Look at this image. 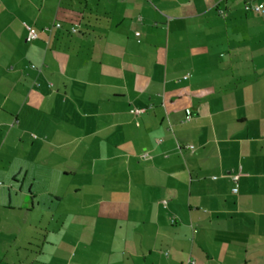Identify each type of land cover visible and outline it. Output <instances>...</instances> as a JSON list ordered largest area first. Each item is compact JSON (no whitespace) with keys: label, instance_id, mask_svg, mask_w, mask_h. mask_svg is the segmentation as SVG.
<instances>
[{"label":"crops","instance_id":"crops-1","mask_svg":"<svg viewBox=\"0 0 264 264\" xmlns=\"http://www.w3.org/2000/svg\"><path fill=\"white\" fill-rule=\"evenodd\" d=\"M0 264H264V0H0Z\"/></svg>","mask_w":264,"mask_h":264},{"label":"built area","instance_id":"built-area-1","mask_svg":"<svg viewBox=\"0 0 264 264\" xmlns=\"http://www.w3.org/2000/svg\"><path fill=\"white\" fill-rule=\"evenodd\" d=\"M244 9L247 12L253 11V12L260 13L263 10V5H261V4H258V5H248L247 4V5L244 6ZM54 26L56 28H60L61 27V25L59 23H56ZM27 30H28V38L30 40H35L37 38V33L32 28H29V27H27ZM75 31H76L75 28H71L70 29V32H72V33H74ZM142 112L143 111H141V110H132L131 111V113H133V114H139V113H142ZM190 118H191L190 112L189 111H186V120L188 121V120H190ZM189 148L191 150L193 149L192 146H189ZM236 179H237V177H234V180L235 181H236ZM234 191L236 192V190H234Z\"/></svg>","mask_w":264,"mask_h":264},{"label":"rangeland","instance_id":"rangeland-1","mask_svg":"<svg viewBox=\"0 0 264 264\" xmlns=\"http://www.w3.org/2000/svg\"><path fill=\"white\" fill-rule=\"evenodd\" d=\"M40 212V211H39ZM37 214H38V212H37ZM40 214V213H39ZM37 216V215H36ZM43 226V225H42ZM30 231L32 230L31 228H28ZM32 231H34V230H32ZM40 234V233H39ZM39 236H37V238H38ZM39 239H40V237H39Z\"/></svg>","mask_w":264,"mask_h":264}]
</instances>
